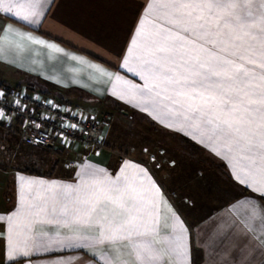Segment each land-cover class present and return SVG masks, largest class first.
Returning <instances> with one entry per match:
<instances>
[{
  "label": "snow or ice",
  "instance_id": "6c2138e0",
  "mask_svg": "<svg viewBox=\"0 0 264 264\" xmlns=\"http://www.w3.org/2000/svg\"><path fill=\"white\" fill-rule=\"evenodd\" d=\"M47 2L0 0V13L33 24ZM146 10H155L156 20L147 28L146 20L140 21L131 41L134 47L129 48L130 54L135 51L134 66L128 56L121 63L143 83L97 71L112 84L114 95L123 84L143 110L151 108L178 125L177 130L187 129L200 143L207 141L215 155L232 163L235 179L264 201V0H150ZM12 31L10 25L0 26V43ZM20 35L34 44L45 43ZM15 103L25 107L19 99ZM9 119L0 107V123ZM128 168L139 172L130 177L125 174ZM17 183L16 208L0 214V239L5 242L0 264H19L18 257H29L30 240L36 247L52 242L67 248L103 245L104 254L91 255L104 264H191V249L184 242L187 228L174 212L179 234L158 239V229L149 224L153 210L158 214V203L149 193L160 188L146 168L126 161L116 176L88 167L77 184L22 175ZM160 202L167 204L162 196ZM238 209L243 217L225 227L237 230L238 264H256L257 258H264V206L246 200ZM54 223L77 235L38 241L35 226Z\"/></svg>",
  "mask_w": 264,
  "mask_h": 264
},
{
  "label": "crops",
  "instance_id": "0c3cea01",
  "mask_svg": "<svg viewBox=\"0 0 264 264\" xmlns=\"http://www.w3.org/2000/svg\"><path fill=\"white\" fill-rule=\"evenodd\" d=\"M148 3V0H48L43 15L33 24L0 13V26L10 25L15 30L9 32L6 40L0 43V84L9 88H25L39 101L51 99L91 117L112 111L115 104L123 103L126 107L134 105L137 101L126 94V86L118 85L114 95L112 84L97 68L142 84L121 67V63L128 56L130 66H134L135 51L130 54L129 48L134 47L131 41L136 33L135 22L143 19V11ZM20 34L31 35L45 43L34 44L21 39ZM49 44L55 47H47ZM122 92L125 93L123 98ZM3 125L5 128L0 130L2 139L10 137L15 142L4 154L1 151L5 145L0 144V214H7L16 208L18 175L46 182L77 184L88 167L105 169L109 175L116 176L127 161L146 168L160 188L159 193L154 190L149 193L158 203V214L153 210V218L149 221L151 227L158 229V239L179 234L180 226L175 219L178 216L187 228L184 242L191 249V264H233L234 261L238 264L237 245L240 241L235 235L237 230L225 226L243 217L244 213L238 209L241 202L250 200L264 206L257 193L235 179L232 163L228 159L215 155L206 146L207 141L200 143L192 136L190 139L223 161L237 193L210 215L189 225L173 202V197L167 195L159 177L142 161L128 155L118 156L115 147L107 143L108 134H100L101 147L98 150L77 143L67 147L57 141L46 147L27 146L21 138L19 121L11 120ZM180 134L190 133L184 131ZM138 172V168H128L125 174L133 177ZM145 187H148L147 182ZM161 196L167 204L160 202ZM167 205H171L172 211L168 210ZM255 226L259 229V221L255 222ZM34 232L38 241L46 243L77 235L62 223L39 224ZM4 243L0 239V254L3 253ZM29 251V257L17 258L19 264H104L103 260H94L91 253L95 251L99 256L107 249L103 245L67 248L55 242L47 243V247H36L30 240ZM122 259H127V256ZM165 259L168 257L165 256ZM261 259L264 258H257L256 264H261Z\"/></svg>",
  "mask_w": 264,
  "mask_h": 264
},
{
  "label": "rangeland",
  "instance_id": "374dc122",
  "mask_svg": "<svg viewBox=\"0 0 264 264\" xmlns=\"http://www.w3.org/2000/svg\"><path fill=\"white\" fill-rule=\"evenodd\" d=\"M157 15L155 10L148 14L144 8L142 18L146 20V28L156 20ZM139 24L140 21L135 22L136 30ZM134 76L143 83L138 76ZM114 107L112 111L101 112L94 117L101 122L96 140L104 132L108 134L107 143L115 147L118 156H132L145 163L159 177L167 195L173 197V202L189 225L204 219L236 195L235 183L223 161L195 142L200 141V137L193 141L190 139L193 135L187 129L177 130L179 126L173 121L161 117L151 108L145 111L144 106L137 103L127 107L123 103L115 104ZM179 131L190 134L182 135ZM14 142L10 137L3 140L0 135V144L5 145L1 154Z\"/></svg>",
  "mask_w": 264,
  "mask_h": 264
},
{
  "label": "built area",
  "instance_id": "2783aa9c",
  "mask_svg": "<svg viewBox=\"0 0 264 264\" xmlns=\"http://www.w3.org/2000/svg\"><path fill=\"white\" fill-rule=\"evenodd\" d=\"M0 91L4 92V96L0 97V107H3L10 117L0 124H6L11 120L19 121L20 134L25 145L46 147L57 141L67 147L77 143L100 149V141L96 140L95 136L100 131L101 122L96 118L51 99L39 101L36 96L28 94L25 88L0 87ZM17 99L25 106L24 108L21 109L15 103ZM33 122L40 127L36 128ZM71 124H76L77 127L74 129L65 127ZM34 139H38L40 143H33Z\"/></svg>",
  "mask_w": 264,
  "mask_h": 264
},
{
  "label": "trees",
  "instance_id": "16d2710c",
  "mask_svg": "<svg viewBox=\"0 0 264 264\" xmlns=\"http://www.w3.org/2000/svg\"><path fill=\"white\" fill-rule=\"evenodd\" d=\"M0 87H5L3 84H0ZM5 126L3 124H0V130H3Z\"/></svg>",
  "mask_w": 264,
  "mask_h": 264
}]
</instances>
